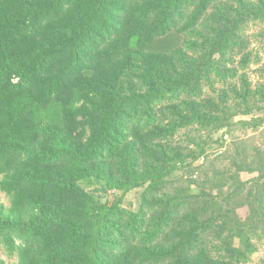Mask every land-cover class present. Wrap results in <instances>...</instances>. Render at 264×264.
<instances>
[{
	"label": "trees",
	"instance_id": "1",
	"mask_svg": "<svg viewBox=\"0 0 264 264\" xmlns=\"http://www.w3.org/2000/svg\"><path fill=\"white\" fill-rule=\"evenodd\" d=\"M255 23L264 0H0V264H252Z\"/></svg>",
	"mask_w": 264,
	"mask_h": 264
},
{
	"label": "rangeland",
	"instance_id": "2",
	"mask_svg": "<svg viewBox=\"0 0 264 264\" xmlns=\"http://www.w3.org/2000/svg\"><path fill=\"white\" fill-rule=\"evenodd\" d=\"M248 34L251 37L252 49L257 53L259 57V64L254 65L250 69V77L253 83L261 82L264 84V24L255 23L251 24L248 28ZM253 175L242 174L241 178L243 181L251 179ZM141 189L133 190L127 193L123 197V206L127 209L136 211L140 204V193ZM0 202L7 205L8 201L3 193L0 192ZM241 219H245L248 215V209L246 207L241 208L237 211ZM264 255V245H259V252L256 253L252 258V264H257L258 260ZM4 259L5 256L2 255ZM6 264H16L14 259L6 261Z\"/></svg>",
	"mask_w": 264,
	"mask_h": 264
}]
</instances>
